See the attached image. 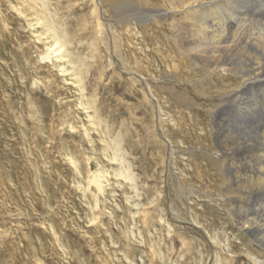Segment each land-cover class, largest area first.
Here are the masks:
<instances>
[{"label": "rangeland", "instance_id": "1", "mask_svg": "<svg viewBox=\"0 0 264 264\" xmlns=\"http://www.w3.org/2000/svg\"><path fill=\"white\" fill-rule=\"evenodd\" d=\"M126 1L0 0V264H264L214 154L221 84L171 78Z\"/></svg>", "mask_w": 264, "mask_h": 264}, {"label": "bare ground", "instance_id": "2", "mask_svg": "<svg viewBox=\"0 0 264 264\" xmlns=\"http://www.w3.org/2000/svg\"><path fill=\"white\" fill-rule=\"evenodd\" d=\"M119 1L127 2L97 0V5H112L120 16ZM131 1L140 9L118 21H124L127 30L129 22L138 21L133 37L142 34L151 42L168 43L171 65L166 68L171 78L188 81L177 72L189 68L203 73L211 88L221 84L217 99L222 101L209 109L214 154L225 174L224 189L238 213V225L261 234L256 239L264 245V208L250 196L264 190V0ZM40 23L47 26L46 21ZM46 31L52 33L48 57L63 59L64 46L52 23ZM132 47L136 55V45ZM213 92L208 87L201 96L208 99ZM250 121L261 127L252 130L254 136L241 124Z\"/></svg>", "mask_w": 264, "mask_h": 264}]
</instances>
